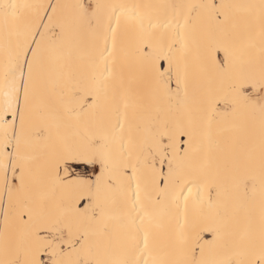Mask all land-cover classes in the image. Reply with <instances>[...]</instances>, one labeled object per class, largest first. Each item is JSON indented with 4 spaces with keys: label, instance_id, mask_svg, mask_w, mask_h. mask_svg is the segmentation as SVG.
Returning a JSON list of instances; mask_svg holds the SVG:
<instances>
[{
    "label": "snow or ice",
    "instance_id": "obj_1",
    "mask_svg": "<svg viewBox=\"0 0 264 264\" xmlns=\"http://www.w3.org/2000/svg\"><path fill=\"white\" fill-rule=\"evenodd\" d=\"M0 264H264V0H0Z\"/></svg>",
    "mask_w": 264,
    "mask_h": 264
},
{
    "label": "bare ground",
    "instance_id": "obj_2",
    "mask_svg": "<svg viewBox=\"0 0 264 264\" xmlns=\"http://www.w3.org/2000/svg\"><path fill=\"white\" fill-rule=\"evenodd\" d=\"M126 2L163 4V3L174 2V0H126ZM192 2H198V0H192ZM138 61H139V56L135 53V50L133 49L130 50L129 53L122 59V63H121V69L123 71L124 77L131 84L133 88H135L136 82L140 77V71L137 67ZM76 70L84 74L91 73V69L87 66L86 63ZM102 104H103V100H102ZM206 238H210V235L206 234Z\"/></svg>",
    "mask_w": 264,
    "mask_h": 264
}]
</instances>
